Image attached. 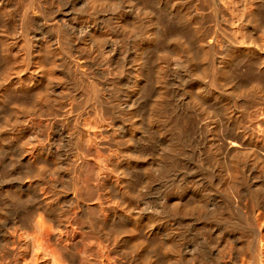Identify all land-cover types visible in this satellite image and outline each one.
<instances>
[{
	"label": "bare ground",
	"instance_id": "1",
	"mask_svg": "<svg viewBox=\"0 0 264 264\" xmlns=\"http://www.w3.org/2000/svg\"><path fill=\"white\" fill-rule=\"evenodd\" d=\"M23 1V13H21L22 15L18 20H15L12 13V9L14 8L12 7L11 9V0H0V171H4L5 169L10 171L12 166H14V164L11 163V160L10 162L8 161L9 157H12V155H7L9 156L8 160H6L7 163L3 159V156L8 153V151L14 149V147H10L9 145L14 144L16 149L18 147V153L15 149V152L17 153L15 156L18 158L17 162H15V166L19 167L22 173L27 175L30 180V183L27 186L26 198L22 197L25 195V193L23 194L21 191L23 187L9 186V184L7 188L5 187V189L2 190V194H0V200L3 199L5 201L2 203L0 202V224L2 222L4 224L3 220L6 217L8 218L10 213H14L12 211H15L16 213L12 216L11 220L9 219L10 217L8 218L10 220V225L8 226L7 224V228H4L5 230H0V257L1 254H3L6 258H8V260L6 259L3 264H48L50 262L51 264H119V259H117L118 257L123 260H129L131 264L188 263L187 260H189L190 257L189 259H186L187 262H184L185 259L181 257L182 252L180 251L177 241L178 237L176 238L170 229V222L168 223V220L166 219L168 216L166 218H164L165 216L162 217V214L160 215L161 212H159L157 215H154L143 214L140 212L138 213L137 210L136 212L133 211V204L139 201L138 199H140V174L138 175V172H142V177L146 179V174L149 173L152 168L151 164L147 163L145 155L143 156L142 154V148L150 144L148 137L149 134L147 135L142 122L144 117H142V106L143 102L145 101L144 98L146 99L145 95L148 93L146 83L151 73V66L149 67L150 64L148 65L146 59L143 58V53L140 52L139 45H135L134 53H132L135 55H132V57H135V59L134 57L132 58L135 60L133 62L134 66H131L132 68L128 67L129 70L134 72L132 74V77L134 75L132 80L133 82L130 86V89L125 90H129V94L126 92L127 94L125 93L126 95H124L123 93L125 91H122V89H124L122 88V73H119L122 72L121 69L124 68L122 59L123 57L121 56L120 50L121 46H119V42L122 44L125 33H131L132 35L136 33L137 35V32H140L142 23L141 21L144 19L142 17L145 15L150 17L148 24L149 28L147 27L150 31L148 32L149 36L146 37L151 41H154L157 38V15H155L152 10L144 6V4L142 5V2H140L141 0H70L69 3H67L69 6L66 7L65 10L56 13V15L50 19L52 37L49 36V39L41 40L42 38H35V35V40H32L28 37L30 35H28V30L32 22V19L28 15L29 10H31L34 5L37 7L46 1H50L57 6L62 0ZM168 1H170V3H167V0H157V2L163 3L164 7L170 6L168 8H162L164 10H168L169 15L170 13L173 15L175 12L174 18L176 21L183 23V21H181V14L184 15V17H187L183 4L174 2L173 0ZM263 1L264 0H245L244 2H241V13L240 17H238L240 23L247 27L250 36L256 30H264ZM212 4L215 8H217L218 3L216 0H212ZM259 8L262 9L259 10ZM35 10L37 9L35 8ZM74 10L76 14L83 19V23H79L80 25L78 24L81 32L76 36L78 41L76 40L77 38L73 39L72 47H70V49L67 46L69 45L67 39H71L70 36L72 34L73 37L76 35L75 32H73L74 27L70 22L72 21V18H69V16L74 14ZM126 10H131L130 12L133 11L134 15L131 16L132 14L129 15V13L127 15L128 11ZM29 13L31 15V12ZM179 13L180 15H178ZM125 18L130 19H127L128 22H126ZM7 21H10V23L12 22L10 30L6 29L7 26H5V23ZM112 22L117 28V32L115 31L116 34H112L113 32H111V29L113 30V28H115H111L110 24ZM225 22L228 23L226 20ZM191 29L193 31L194 28ZM195 29L192 33H184L186 34L185 36L183 34L180 35L176 33L173 34L174 36L172 35L174 38H172L171 34L169 33L168 34L170 36H162V38H164V40L166 39L167 42L169 40V43L173 41L177 44L175 45L176 47H174V45L171 47L174 48L171 49L174 54L177 55L179 53L180 55L183 51L182 53L189 66V70L191 69L195 75V80L190 82V85L188 84L189 94L186 91L189 100H191L190 102H192L194 106L201 107L202 100L208 96L211 97V95L220 97L221 94L225 93V91H229L230 93L232 92V94L234 92L240 95L241 93H245L246 89H249V91L258 93L260 95L264 94V85L259 78L254 79L249 87L246 88L241 82L236 81V79L232 76L230 69L234 59L233 55L238 51L241 52L240 49L236 50L235 48L230 52L228 51L229 53H227L226 57L219 65H216L215 63V65L212 64L211 66H208L209 64L207 65L206 62L208 59H210V61L212 60V48H210V44L208 45L207 42L204 41V36L200 34L197 29ZM47 32L50 31L48 30ZM175 32L178 33V31ZM170 38L172 39L170 40ZM193 42L194 44L198 45L197 50H193ZM79 45H82L83 47L85 46L86 48L84 49L89 54L98 53V56L102 54L101 56H105L106 62L112 63L113 69H115L117 74L115 77L113 76L114 78L106 75L108 73L105 74V77L101 76V80L103 81L101 88L97 84L98 82H96L94 73H91L90 75L88 74L87 76V74H84L85 72L80 71V68L83 67L82 64L84 61L81 60L80 62L78 61L79 59L76 60V58H78L76 57L77 53L75 56H73V52L75 50L81 49ZM76 46L80 49H78ZM94 55L97 56L96 54ZM88 56L92 61L91 56ZM164 59L166 60V58ZM262 59L264 60V57ZM91 61L88 63L90 64ZM89 64L86 63L84 65L92 67L91 64L93 65V63L91 62V64ZM129 64L131 65V63ZM111 66L110 68H112ZM87 69L89 70V68ZM17 72H22V74L19 75ZM13 74H15L14 76L17 77H12ZM98 78L100 79V77ZM206 79L207 83L205 84L203 81ZM110 85L114 87V91L111 89L113 91L112 93L109 92L111 91L108 88ZM162 88L163 86L161 84L159 87L160 92ZM160 94L162 93H159V95ZM162 95L160 96L162 97ZM62 97H64L65 102L62 101ZM57 99L64 102L66 105L65 108H67V106L72 107L73 109L75 108L74 111L76 110L78 112H74L73 114L77 113L78 116L81 115L79 114V112L81 113V110H86L85 107L90 105L94 114L92 115L93 119L91 118V122L94 121V123H90L92 126L89 124V122L85 123L83 118H80V120L73 123L74 126H76L74 128H77L78 130L76 134H78V132L80 135L83 134V136H80L81 138L84 137L82 139L80 138L82 142L84 140L83 145H79V143L77 145V141H73L74 139L72 134H68L71 137L67 138H69V141L70 139H73L70 141L73 142L71 143L73 144V147H68L66 150L62 151L59 149V147H55L58 145L56 143V145L54 144L55 134L53 135V139L50 144L42 145L45 143L44 141L40 145L39 140L41 137L38 134L39 132L36 131V127L46 120H43V117L45 118V116L46 118L48 116L49 119L47 118V120L50 121L49 123H52V121L55 120L54 117L56 116L53 114L54 112H57L55 111L57 108L56 105H54V110L53 104ZM57 106H59V104ZM65 108L62 107L64 110ZM111 111H113L115 115V120L113 121H111L108 117L112 114ZM213 112L214 111H212V113ZM57 114L58 113H56V115ZM84 114H86V112L82 113V115L85 117ZM50 116H54L52 121L50 120ZM152 117L151 114L148 115L146 117V122L149 123L152 121ZM47 120L45 122H47ZM74 120L75 119H73V121ZM78 122L81 123L78 124ZM24 123H26L27 126L24 127ZM28 125H34V127L30 128L31 126L28 127ZM42 126L43 125H41V127ZM156 126L160 128V125ZM74 128L73 130H75ZM160 129L163 130V128ZM38 131L41 130L39 129ZM241 136L230 138L227 142L228 147H231L230 149H234L233 151L231 150V154L228 157L227 163L225 164L226 166L224 165L226 168L225 173H227V176L230 179L228 181L233 185L232 190L234 192V196L232 197V208H230V206L227 204L226 205L228 207H224L221 200L219 202V200H216V197L214 196V199H209L211 201L209 206L212 208L210 209L212 212L209 214L208 218L202 220H205L203 224L206 223V229L208 226H210V230H212V224L216 225V223L221 222L222 224L224 223L228 230L230 229L231 231L232 229L235 231V233H237L236 235L224 232V234H218L219 231L215 233L217 235L213 237V246L204 249V254L206 256L208 253L209 255L213 254L214 261L212 264H264V228H261L264 223H259L260 219H262V216L254 215L257 210H260L262 214L264 213V196L259 195V186L256 184V186H253V184L249 185V183H251L249 181L251 178H246L248 176H246V168L245 164L242 162L244 161L242 158L246 153L250 160H254L261 166H264V159L259 156V152H254L252 148L250 151H245L244 153L242 151L243 148L242 150L240 148V146H242L244 143V140L242 141ZM61 137L66 141L64 136ZM69 141L68 144H70ZM110 141L115 142L116 145H119V147L123 148L120 152L124 160L121 162V170L119 171L122 190L120 192V197L117 196V198L119 197L120 199V207L118 208H115L114 206H108L107 202L105 203V200L103 201V194L100 193V190L103 189L104 183V179L100 178V176L102 177L107 174L106 172L109 170L108 163L112 162L110 157H112L114 154L112 153L113 148L111 149ZM168 141L169 142L165 150L164 148L162 149L164 151L163 153L165 154L162 157H158L155 162V165L158 167L157 169L160 170V172L162 171V174L165 175L171 171L170 167H173L171 164L172 159H177L178 157L181 159V156L184 154L183 153L181 156H179L181 150L177 139L175 140L170 138ZM260 147L261 151L264 152V142H261ZM57 149L60 150V153L62 151L61 155L57 153ZM118 150L120 149L118 148ZM59 157L60 159L63 158V160L58 162ZM247 157L243 159H246ZM218 160L220 161V159L217 158V161ZM89 163L93 164L97 170L98 176H94V179L90 178L89 176L90 166L89 169L86 167ZM216 166L215 168H219L220 171H225L224 167ZM127 168H130V170L134 169L135 171L131 170L132 172H126L125 170ZM218 172L215 171L217 175H219ZM212 173L215 174L214 172ZM55 175L60 177L62 176L64 178L65 184L64 187L61 188L62 191L60 190L59 192L61 193V197L57 200L55 198L56 201L54 202L53 199H51V202V196L49 197L48 195L50 193V189L48 190V188H55L57 186L58 181L55 178ZM217 175L215 174L213 178H216ZM210 178L212 179V177ZM219 179V177L215 180L212 179L213 181L211 180L206 186H208L210 190H214L216 192V190L219 189V181H222V179ZM91 180L95 182L94 188L96 185V190L101 194L100 195L98 192V194L95 193L97 197L94 198L95 206L100 212V216L93 214L89 207L85 205V202L88 200L86 199V195H88V193L86 192L85 194L83 189H88H86L87 185L83 186V184L85 182L87 184L88 181L90 182ZM80 182L82 183V187L79 186ZM184 182H178L175 185L179 191V195H177V197L185 195L191 191L198 197V203H194L193 205H188L184 202L178 203V200H176L177 198L174 195L170 197H168L169 195L166 196V199L168 200L165 202H167V204L165 202L164 203L166 206L168 205L167 209L172 208L174 209L173 211H177L176 213L179 214L188 213L190 210H195L199 214L201 210H204L202 208L206 204L204 203L206 199L203 202V199L206 197V195L204 196L203 193L206 192L202 193V189L197 183L198 180L196 182L198 185L195 184V186L199 187L194 186L192 190L189 185L186 184L188 181H186L185 184ZM38 184L43 188L42 192H39L40 190L37 191L36 187ZM216 185L218 187H216ZM221 185L222 184H220V186ZM43 186L47 188H44ZM225 187L226 186H224V188ZM8 189L11 190V193H8ZM221 191L222 190H220V192ZM167 193L169 192L167 191ZM207 193L209 192L207 191ZM99 195L101 198H103L101 199ZM229 196L230 195H228V197ZM202 203H204V205ZM8 207L11 212L9 211ZM163 208L159 209L163 210ZM228 208L231 209V213H234V216L231 213L230 216H233L232 219L234 218L235 220H232L231 217L226 215L229 210ZM19 215H21V217ZM207 224L208 226L206 227ZM254 224L255 228L253 226ZM248 227H253V232L250 230L251 233L248 234L246 232L247 235H245V229ZM202 238L201 240L204 242L206 237L203 239ZM25 242L30 243V245H27ZM21 243H25L26 247L30 246L29 248H26L29 249L28 252L24 248L21 249ZM230 244L231 246H229ZM157 249H159L161 252L163 257H161L162 260L157 258L158 253H156V251H159ZM242 256L243 258H240ZM193 257L194 258L191 257L193 260L191 259L189 263H192L196 259L195 256ZM3 260L1 261L0 259V262H3Z\"/></svg>",
	"mask_w": 264,
	"mask_h": 264
},
{
	"label": "rangeland",
	"instance_id": "2",
	"mask_svg": "<svg viewBox=\"0 0 264 264\" xmlns=\"http://www.w3.org/2000/svg\"><path fill=\"white\" fill-rule=\"evenodd\" d=\"M69 1L70 0H62L58 3L57 6L54 5L53 3H51L50 1L43 2V4L41 3V5L37 6V7H35V5H34L33 8L31 10H29V12H31V15L28 12V15L32 19L31 25H30L29 30H28V35L30 34L28 37L31 38L32 40H35V38H37V37L39 39L42 38L41 40H44V39L47 40L50 38L49 36L52 37V33H51V29H50V26H51L50 25L51 24L50 19L54 15H56V13H59L60 11L65 10V8L69 6V5H67V3H69ZM173 1L183 4L185 14L187 16V17H184V15L181 14V17H182L181 21H183V23L182 22L179 23L176 21V19L174 18L175 12L173 13V15L170 13V15H171L170 16L169 11L166 9L164 10L162 8V7H164L163 3H159V2H157V0H141L140 2H142V5L144 4V6H146L150 10H152L154 12V14L157 15L156 16L157 27H158V28L156 27L157 38L154 41H151L150 39H148L146 37V36H149L148 32L150 30L148 29L149 28L148 24L150 21V17L145 15L142 17L144 19H142V21H141L142 23H141L140 32H137L138 33L137 35H136V33H134L135 36H134V34L132 35L131 33L130 34L125 33L122 44H120L121 42H119V46H121L120 50H121V56L123 57L122 59H123V67H124L123 69H121L122 72H119V73H122L121 77H122V85H123L122 88H124V89H122L123 92L127 89H130V86L133 82L132 80H133L134 75L132 77V74L134 72L129 70L128 67L134 66L133 62L135 60H133L132 58L135 55L132 53H134L135 45L136 46L139 45L140 52L143 53V55H142L143 58L146 59L148 65L150 64L149 67L151 66L150 67L151 73H150L148 80H147V83H146L148 93H147V95H145L146 99L144 98L145 101L143 102V106H142V111H143L142 117L144 116L142 119V122H143L145 130L147 132V135L149 134L148 137L150 140V144H148L149 146L148 145L145 146L146 148L145 147L142 148L144 150V151L142 150V154H143V156L145 155V157L147 159V163L151 164L152 168L150 170L151 172L149 171V173H147L148 175L146 174V179L144 177H142V172H140V171L138 172V175L140 174L139 175V183H140V185H139L140 197L139 198L140 199H138L139 201H137L136 203L133 204L134 205L133 211L136 212V210H137L138 213L140 212L143 214H154V215H157V214H159V212H161L160 215L162 214L161 215L162 217L165 216L164 218H166L168 216L166 219L168 220V223L170 222L169 223L170 229L172 230L173 235L176 236V238L178 237L177 241L179 244L180 251L182 252L181 257L185 259L184 262L188 261V263H183V264H196V263L197 264H202V263L203 264H209V263L212 264L214 261L213 260L214 259L213 254L209 255V253H208L206 256L204 254V251H205L204 249L210 248L213 246L212 245V244H214L213 243V241H214L213 237L215 235H217L215 233H217L218 231H219L218 234H220V233H222V234L228 233L229 234L230 233L232 235H236L237 233H235V231H233L232 229H231V231H230V229L228 230L225 227L224 223L222 224L221 222L216 223V225L212 224V226H211L213 228L212 230H210L211 228L207 224L206 225V227L208 226L207 227L208 230H207L205 228L206 223L203 224L205 220L204 221H202V220L208 218L209 214H211L212 210H210V209H212V208L209 206V203H211L210 200L214 199L215 197H216V200L217 199L219 200V202L221 200L224 207L227 208L228 206H230V208H232V206H231V204L233 203L232 197L234 196V192L232 190L233 185L230 184V182L228 181L230 179L228 178L227 173H225L226 172V168H225L226 165L225 164L227 163L228 157L231 154V150L233 151V149H234V148L230 149L231 147H228V145H227V142L229 141L230 138L239 137L242 135L241 139H242V141L244 140L243 141L244 143L242 144V146H240L241 150L243 148L242 151L245 153V151L248 152L252 148V150L254 152H256V153L259 152L258 153V154H260L259 156L264 159V152L261 151V147H260L261 142H264V135H263L264 134V94L260 95L258 93L249 91V89H246V92L241 93L240 95H238L237 93H234V92L232 94V92L230 93L229 91H225V93L221 94L220 97H218V96L215 97V95H211V97L208 96L209 98L207 97L201 101V107L194 106L193 103L190 102L191 100H189V98H188V94H189L188 93L189 92L188 86L190 85L189 84L190 82H193L195 80V75L193 74L191 69L189 70V66L186 62L185 57L183 56V53H182L183 51L182 52L180 51L181 52L180 55H179V53L177 55L174 54L173 51L171 50L174 48H171V47H173V45H174V47H176L175 45H177V44L173 41H171L169 43V40L167 42V40L166 39L164 40V38H162V36L164 37L166 35L171 34V37L174 38L173 34H175V33L180 34V35L183 34L185 36L188 32H190V33L194 32V29L196 26L197 31L200 32V34H202L204 36V41H206L208 45L210 44V48H212L211 50H212L213 55L211 57H212L213 61L212 60L210 61V59H208L206 62L207 65L209 64L208 66H211L212 64L215 65V63H216V65L217 64L219 65L224 60L227 53H229L231 50H233L235 48H236V50L240 49L241 52L238 51V52L234 53V55H233L234 59H233L230 70L232 72V76L236 79V81L241 82L246 88H248L249 85L251 84V82L257 78H259L264 85V62H263L264 60L262 59L264 57V30H261V29L256 30L250 36L247 27H245V25L240 23V20H239L240 13H241L240 12V5H241V2H244L245 0H216L218 3V6L216 4L217 8H215L214 5L212 4V0H173ZM260 1H262V0H260ZM168 2L170 3V1L167 0V3ZM263 4H264V1H263ZM23 5H24L23 0H11V9H12V7L14 8V9H12V13H13V17L15 18V20H18L21 17V15H22L21 13H23ZM34 7L37 10H35ZM168 7H170V6H168ZM168 7H164V8H168ZM261 9L262 8H259V10H261ZM32 10H33V12H32ZM126 11H128L127 15H128V13H129V15L132 14L131 16L134 15L133 11L132 12H130L131 10H126ZM178 15H180V13ZM78 17H80V16L76 14L75 10H74V14L72 16H69V18H72V21H70V22H71V25L74 27L73 32H75V34H76L74 37L72 34L70 36L71 39L70 38L67 39L68 40L67 42L69 44L67 46L69 48L72 47L73 39L77 38L76 36L79 35L78 33L81 32V30L78 27V24L83 23V19L81 17L80 18H78ZM127 19L129 20L130 18H125L126 22H128ZM225 20L228 23H226ZM11 23H10V21L9 22L7 21L5 23V26L8 27V28L6 27V29H8V30L11 29ZM110 26H111V28L115 27V28H113L114 31L111 29V32H113L112 34H116L117 28H116L115 24L112 22L110 24ZM168 26L169 27L171 26L170 28L172 30ZM77 27H78V29H77ZM191 28H194L193 31ZM48 30L50 32H47ZM175 31H178V33ZM184 33H186V34H184ZM246 33H247V35H246ZM35 35H36V37L34 38ZM172 38H170V40ZM76 40L78 41V38ZM69 41H71V42H69ZM67 42H66V44H67ZM172 43H174V44H172ZM170 45H172V46H170ZM192 45H193V50L198 49L197 44H194V42H193ZM82 47L83 46L81 45L80 46L81 49L79 47H77L80 50H75V51L73 50L74 51L73 56H75V54L77 53L76 57H78V58H76V60L79 59L78 61H80V62H81V60L84 61V63L82 64L83 67L80 68V71L85 72L84 74H87V76H88V74L90 75L91 73H94L95 74L94 77L96 78V82H98L97 84L101 88L102 83H103V81L101 80L102 77H105L106 75H108V76L114 78L117 73H116L115 69H113L112 63L106 62L105 56H101L102 54L98 56L97 55L98 53H94L97 56H95L92 53L89 54L84 49L86 47L84 46L83 49H82ZM79 51H81V52H79ZM85 51H86V54H85ZM87 54L91 56L92 61ZM93 55H94V57H93ZM132 55H134V56L132 57ZM165 55H168L169 57L165 56ZM86 56H88V57H86ZM103 57H104L105 61H104ZM161 57L163 59L166 58V60L164 59L165 60L164 61ZM83 58L84 59L86 58V59L84 60ZM87 59H90V60H87ZM131 59H132V61H131ZM134 59H135V57H134ZM89 61H91L93 63V65H92L90 62L92 67H89L88 65H86V66L84 65L86 63L89 64L88 63ZM129 63H131V65ZM108 64H109V66H108ZM110 66L112 68H110ZM87 68H89V70ZM109 71L110 72L112 71L111 75H110ZM17 73L19 75L22 74V72H17ZM106 73H108V74H106ZM153 73H154V76H153ZM158 73H159V75H158ZM18 74H17V76H18ZM14 75L15 74H13L12 77H17ZM156 75L159 76L160 78L157 77ZM97 76L100 77V79ZM113 80H115V79H113ZM203 82L206 84L207 79L204 80ZM161 84H162L163 88L161 89V92H160L159 87L161 86ZM156 87H157V89H156ZM108 88H109V90L114 89V87L111 85ZM112 90L109 92L112 93L114 91V90L113 91ZM128 91H125L124 93L123 92L122 93L124 95H126L127 94L126 92H128ZM186 91L188 94L186 93ZM159 93L163 94V95L160 94V95H162V97L159 95ZM128 94H129V92H128ZM151 97H153V98H151ZM62 98H59V99H62V101H64L65 100L64 97H62ZM59 99H57L55 101L56 103L59 102L58 103L59 106H57L58 104H56L55 102L53 104V109L55 107L54 105H56L57 109L59 108L58 110L54 109L55 111H57V112H54V114H53L56 117L50 116V118H51L50 120L52 121L53 117H54V119H55L54 121L56 123L54 121H52V123H49L50 121L47 120L48 116H47V118L45 116V118L43 117V120L46 119L48 123L45 122L46 120H44L39 126L36 125L37 126L36 131L39 132L38 134L41 137V139L39 140L40 145L44 141H45V143H43L42 145L50 144L52 139H53L52 137L55 134L54 144L56 143L59 145V146L57 145L55 147H57V148L59 147V149L63 151V150H66L68 147H71V146L73 147V144H71L73 142H70L73 139H74L73 141H75V140L77 141V142L75 141L77 145H78V143H79V145L84 144V140H83V142L80 140V138H81L80 136H83V134L80 135L79 132H78V134H76V132L78 130H77V128H74L76 126H74L73 123L80 120V118L81 119L83 118L85 123L89 122V124L90 123L93 124L94 121L91 122V118H92V115H94V114H93V111H92L90 105H87V107H85L86 110H81V113L79 112V114H81L80 116H78L77 113L73 114L74 112H78V111H76V110L74 111L75 108L73 109L72 107H68V106H67V108H65V106H66L64 104L65 101L62 102V101H59ZM62 107L65 108V110L62 109ZM67 110H68V112H67ZM84 111L86 112V114H84L85 117L82 115V113H85ZM212 111H214V112L212 113ZM70 112H72V113H70ZM111 112H112V114H111L112 116L110 115L108 117L110 118L111 121H113V120H115V115H114L113 111H111ZM56 113H58V114L56 115ZM69 113L71 114V116ZM90 113H91V115H90ZM260 113H261V115H260ZM150 114H151V117L153 115V117L151 119L153 122L150 121L148 123V122H146L147 121L146 117ZM72 115H74V116H72ZM261 117H263V118H261ZM159 118H161V119H159ZM238 118H240V119H238ZM73 119H75V120L77 119V120L73 121ZM181 119H182V121H181ZM59 120H61V121H59ZM259 120H260V122H259ZM261 121H263V122H261ZM79 123H81V122H78V124ZM261 123H263V124H261ZM24 124H23L24 127L27 126L26 123H24ZM89 124H87V125H89ZM92 124H90V125L92 126ZM41 125H43V126L41 127ZM156 125H158V126L160 125L159 127L163 128V130L158 128ZM28 127L32 128V127H34V125H28ZM152 127H154V128H152ZM73 128L75 130H73ZM155 128H157V129H155ZM37 129L38 130L40 129L41 131H38ZM260 131H261V133H260ZM68 134H70V135L72 134V137H73V139L72 140L70 139V141H69V138L71 136ZM61 136H64L66 141ZM67 137H69V138H67ZM60 138H61V140H60ZM77 138L79 139V142H78ZM82 138H84V137H82ZM170 138L175 139V140L177 139L178 143L180 144L181 152H180L179 156H181V154H183V153L184 154H183V156H181V159H180V157H178L177 159L173 158L174 160L172 159L171 164L173 167H170L171 171L165 175V174H162V171L160 172V170L157 169L158 167L155 165V162H156V159H158V157H162L165 154V153H163L164 151L162 149L164 148V150H165V148L169 142L168 140H170ZM68 141L70 142L71 145L68 144ZM75 142H74V144H75ZM257 143H258V145H257ZM110 144H111V149L113 148L112 153H114V154L112 155V157H110V160L112 162H109L110 164L108 163V169L109 170L106 172L107 174L102 176V177L100 176V178L104 179L103 182L105 183L104 184L102 182L103 183V189H101L102 191L100 190V193L103 194L102 196L105 198L104 199L102 197L103 201L105 200V203L107 202L108 206H111V207L114 206L115 208H118V207H120L119 197H120V192L122 190L121 181H120L121 178L119 175L120 174L119 171L121 170V166H120L121 162H123V160H124V158L120 152L123 148L119 147V145H116V143L112 142V141H110ZM9 146L14 147V149L8 147L12 150L8 151V153H6V154L4 153L5 155L3 156V159L7 163L6 160H8V157L10 155H12L13 158L10 156L8 161L10 162V160H11V163L14 164V166H12V169H11L13 172L11 170L9 171L7 169H5L4 171L3 170L0 171V178H1L0 179V194H2L1 193L2 190H4L5 187L7 188L8 184H9V186H18V187L20 186L21 188L23 187L21 189V191L23 192V194L25 193V195L22 197L26 198L27 197L26 196L27 195V192H26L27 186L30 183V180H29V177H27V175L22 173V171L19 169V167L15 166L16 165L15 162H17V160H18V158L15 156V154L18 153V147L16 149V146L14 144L13 145L11 144ZM118 148L120 150H118ZM15 149H16L17 153L15 152ZM59 149H57V153L61 155L62 151L60 153ZM215 152H217V153H215ZM7 155H9V156H7ZM245 155H246V153H245ZM245 155H243L244 156L243 158L248 156V155H246V156ZM217 158L220 159V161L219 160L217 161ZM243 158H242V160H244V161H242V162H243V164H245V168L247 169V170L245 169L246 176H248L246 178H248V179L251 178L249 180L251 182V183H249V185L253 184V186H254L256 184L257 186H259L258 187L259 190L257 188L256 189L259 191L258 192L259 195L264 196V166H261L259 163L255 162L252 159L250 160L249 157L246 158L247 160L243 159ZM62 160H63V158L60 159V157H59L58 162L62 161ZM47 162H48V160H47ZM79 162H80V160H79ZM89 164H91V163H89ZM89 164H87L86 167H87V169H89V166H90L89 176H90V178L94 179V176L95 177L98 176L97 170L95 169V166L93 164H91V165H89ZM215 164L218 165L219 167H224L225 171L221 170L222 171L221 172L219 170V168H215V166H216ZM219 164L220 165L222 164V165L220 166ZM218 166H216V167H218ZM131 170H134V169H131ZM131 170H130V168H127L125 171L126 172H132ZM218 170L220 173L218 172ZM215 171L218 172L219 175H217V173H215ZM212 172H214L217 175L216 178H213V176L215 174H213ZM247 174H249V175H247ZM147 176H148V179H147ZM18 177H19V179H18ZM61 177L55 175V178L58 181L57 186L55 188L53 187L54 189L48 188V190L52 189L51 191L49 190L50 193L48 194L49 197L51 196V198H50L51 202H52L51 199H53V202H54L61 197V193H59V192H60L61 188L64 187V184H65L64 178L62 177L63 178L62 179ZM210 177H212V179H214V180L217 179L218 177L220 179H222V181L219 179L221 181V182L219 181V183L222 185L220 186V184H218L219 187L216 185V187H218L220 190H222L221 192L219 189H217L215 192L214 190H210L208 188V186H206L207 183H209L212 180ZM59 178H61V179H59ZM146 180H148V181H146ZM184 180H185V182H184ZM197 180H198V182H197ZM254 180H255V182H254ZM186 181H188V183H186ZM178 182H184V184L186 183L187 185H189L191 190L194 188V186L197 182L202 189V193L206 192V193H203L204 196L206 195V197L203 199V202L206 199L204 202L206 204L204 205V203H202L206 207L203 206L202 209H204V210H201L202 211V212L200 211L201 213L199 212V214H198L197 211L190 210V212L188 211V213H185V214L180 213L179 214V213H176L177 211L176 212L173 211L174 209H172V208L167 209L168 205L166 206L167 202H165V201L168 200V199H166L167 198L166 196H168V195H169L168 197H170L172 195L176 196V198H177L176 200H178L177 201L178 203L184 202V203H187L188 205H193L194 203H198V197L196 195H194V193L191 191L188 192L189 194L187 193L185 195L180 196L181 198L177 197V195H179V193H178L179 191H178V188L175 187V185ZM189 182H190V184H189ZM94 184H95V182L93 180H91L90 182L88 181L87 184H86V182L83 184V186L87 185L86 189H88V190L83 189V192L85 194H86V192L88 193V195H86V199H88V200L85 202V205H87L89 207L90 211L93 214L100 216V212L97 210V207L95 206V200H94V198L97 197L96 194H98L99 191L96 190L97 189L96 185L94 188ZM192 184H194V185H192ZM198 184H196V185H198ZM79 186L82 187L81 182H80ZM199 186H195V187H199ZM224 186H226L225 187L226 191H225ZM43 187L47 188L45 186H43ZM56 188H58V189H56ZM173 188H175V189H173ZM36 189H37V191L40 190L39 192H42V190H43V188L41 187V185L39 186V184L36 187ZM104 189H106V190H104ZM206 190L209 193H207ZM8 191H9L8 193H11V190L8 189ZM167 191L169 193H167ZM218 192H220V193L217 194ZM222 192H223V194H222ZM100 195H99V197H100ZM228 195H230V196L228 197ZM117 196H119V197L117 198ZM55 198H56V200H55ZM23 200H24V198H23ZM3 201H4L3 199L0 200L1 203ZM164 206H166V207H164ZM158 207L160 209H162L163 207L164 208H163V210H160ZM230 208H228L229 209L228 213H226V215L229 217H231L230 216L231 214L234 216V213H231ZM8 209H9V207H8ZM169 209H170V211H169ZM9 211H10V209H9ZM12 212H14V213H10L8 216V218L10 217L9 218L10 220H11L12 216L14 214H16L15 211H12ZM166 213H167V215H166ZM170 214H171V216H170ZM263 214L260 210H257L254 213L255 216H259V215L262 216L261 217L262 219H260V222H259L260 224L264 223ZM21 215H19V216L21 217ZM173 215H174V218H173ZM232 217H231V219H232ZM8 218L6 217L3 220L4 224H3V222L0 224V230L1 231H3L2 229H4L5 227L7 228V224H8V226L10 225V220ZM232 220H235V219L233 218ZM261 222H263V223H261ZM256 224H258V223H256ZM203 225H204V227H203ZM253 226L255 228V224ZM254 228L248 227L247 229H245L244 234L246 232L248 234L251 233L250 230L253 232ZM261 228H264V224L262 225ZM248 229H249V231H248ZM1 231H0V233H1ZM247 233L245 235H247ZM202 237L203 238L206 237L204 242L201 240ZM25 243L27 245H30V243H27V242H25ZM21 244H22L21 249L22 248L26 249V248L30 247V246L26 247V244L25 245L23 243H21ZM229 246H231V244ZM157 250H159V249H157ZM187 250L188 251L190 250V251L188 252ZM26 251L28 252L29 249H26ZM1 253H2V251H1ZM156 253H158L157 258L162 260L163 257L161 255L160 250L156 251ZM3 256L4 255L1 254V257H0L1 261L4 258L5 259L3 260V262H0V264H3L4 261H6V259L8 260V258H6L5 256L3 257ZM193 256H195L196 261L194 260L192 263H189V261H191V259L194 258ZM189 257H190V259H189ZM211 258H212V260H211ZM240 258H243V256ZM117 259H119L118 260L119 264H121V263L122 264H131L129 260H123V259H120L119 257ZM186 259H189V260L186 261ZM125 261H128V262H125ZM48 264H51V262Z\"/></svg>",
	"mask_w": 264,
	"mask_h": 264
}]
</instances>
